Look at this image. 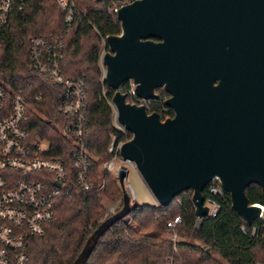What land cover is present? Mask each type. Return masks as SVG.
Returning a JSON list of instances; mask_svg holds the SVG:
<instances>
[{
  "label": "water",
  "instance_id": "1",
  "mask_svg": "<svg viewBox=\"0 0 264 264\" xmlns=\"http://www.w3.org/2000/svg\"><path fill=\"white\" fill-rule=\"evenodd\" d=\"M115 10L120 32L105 36L101 64L116 123L132 135L122 159L134 162L158 206L190 190L197 231L212 181L248 227L264 223V206L245 193L254 184L264 197V0H132ZM126 81L148 101L162 89L173 115L162 119L128 102ZM125 177L122 166L120 209L91 231L71 264H84L129 213Z\"/></svg>",
  "mask_w": 264,
  "mask_h": 264
},
{
  "label": "trees",
  "instance_id": "2",
  "mask_svg": "<svg viewBox=\"0 0 264 264\" xmlns=\"http://www.w3.org/2000/svg\"><path fill=\"white\" fill-rule=\"evenodd\" d=\"M112 0H78L79 8L88 11L91 22L77 19L65 35L62 58V73L65 76L81 77L86 82L88 113L86 130L92 153L97 159H108L106 149L110 135L122 136L114 126V112L109 102L100 96L103 88L107 97L112 93L102 81L103 70L99 55L103 49L102 36L120 32L119 21L110 15L107 8ZM93 11H95L93 13ZM1 32L0 81L11 89H20L32 107L48 120H58L59 88L41 76L28 71L27 40L32 35L48 34L60 30L63 19L55 0H25L21 8L15 7ZM129 82L120 89L124 91ZM157 99H151L146 110L158 112L162 119L173 115L163 110L168 97L157 89ZM39 94L40 98L34 96ZM127 97V101H129ZM32 135L49 142L52 154L65 157L67 143L45 121L34 112L30 117ZM131 137V134H129ZM65 146V147H64ZM91 187L84 191L75 189L69 196L55 198L54 217L43 235L31 239L28 252L30 264H71L82 250L87 236L102 221L108 204L122 205V190L112 174L92 163ZM103 189L100 190L101 183ZM217 182V181H216ZM250 203L264 205V197L257 185L245 189ZM204 196H206L203 191ZM216 217L203 220L200 230L195 229L196 215L191 191L176 196L168 206L157 204L131 205L126 216L110 226L100 237L84 264H166L173 253V246L162 236L166 223L180 215L177 231L181 240L177 242L174 258L178 264H223L212 256V252L228 264H264V223L257 219L252 226L259 227V235L253 238L241 216L231 208L229 194L224 192ZM244 225L245 231L241 227ZM191 240V242L187 240ZM197 243V244H196Z\"/></svg>",
  "mask_w": 264,
  "mask_h": 264
},
{
  "label": "built area",
  "instance_id": "3",
  "mask_svg": "<svg viewBox=\"0 0 264 264\" xmlns=\"http://www.w3.org/2000/svg\"><path fill=\"white\" fill-rule=\"evenodd\" d=\"M24 1L0 0V49L2 29L13 9L17 6L21 8ZM55 1L63 11L61 29L29 37L27 63L29 72L60 89L57 96L58 120L43 117L20 89H11L0 81V264H30V241L43 235L47 225L53 221L55 198L69 196L75 189L88 190L92 185L90 176L94 161L101 169L112 174L115 180L122 166L125 167L126 175L128 166L135 168L134 162L124 160L120 155L121 144L131 138V133L120 125L116 129L121 131L122 136L110 135L106 149L110 156L108 159L99 160L91 151L86 130L88 113L85 79L65 76L61 66L65 35L77 19L86 18L88 23L91 19L85 8H79L78 0ZM128 2L130 0H112L107 8L108 14L116 16L115 9ZM101 41L103 49L99 61L106 50L105 36L101 37ZM128 82L129 86L124 91L120 89L121 92L129 97L128 102L143 105L146 109L149 101L133 94L134 85ZM106 94L107 90L102 87L100 96L111 105V99ZM39 96L37 94L34 98L39 99ZM163 110L168 111V108L164 106ZM33 112L67 143L63 148L65 157L52 154L46 139L32 135L29 124ZM113 120L116 122L115 112ZM123 180L127 195L131 201L135 200L131 185L126 177ZM103 186L104 182L100 190ZM204 192L207 217L214 218L225 199V190L218 182L212 181L206 185ZM114 212L116 209L108 206L102 221ZM181 222L182 218L178 215L166 223L164 237L173 246V253L166 258V264H178L174 253L177 242L181 240L177 231ZM240 227L245 231L244 225ZM259 230V227L251 226L250 235L257 238Z\"/></svg>",
  "mask_w": 264,
  "mask_h": 264
},
{
  "label": "rangeland",
  "instance_id": "4",
  "mask_svg": "<svg viewBox=\"0 0 264 264\" xmlns=\"http://www.w3.org/2000/svg\"><path fill=\"white\" fill-rule=\"evenodd\" d=\"M100 65L102 67L103 70V66L101 64L100 61ZM130 101V100H129ZM114 126L118 127L117 123L114 121ZM126 180L129 182V184L131 185L136 199L131 201V205L135 204V203H140V204H156V200L155 197H153L146 185V183L144 182V180L141 178L140 174L138 173L137 169H135L134 167L128 166V172L126 175ZM103 201L105 203V205L107 206H113L115 209L118 208V205L116 204H108V202L104 199L103 197ZM162 236L164 237V233L162 234ZM188 242L191 240H187ZM197 244V243H196ZM212 256L217 259L219 262L223 263V264H228L226 262H222L213 252H212Z\"/></svg>",
  "mask_w": 264,
  "mask_h": 264
},
{
  "label": "flooded vegetation",
  "instance_id": "5",
  "mask_svg": "<svg viewBox=\"0 0 264 264\" xmlns=\"http://www.w3.org/2000/svg\"><path fill=\"white\" fill-rule=\"evenodd\" d=\"M130 1H132V0H130Z\"/></svg>",
  "mask_w": 264,
  "mask_h": 264
}]
</instances>
